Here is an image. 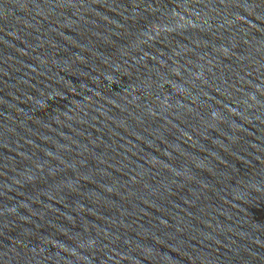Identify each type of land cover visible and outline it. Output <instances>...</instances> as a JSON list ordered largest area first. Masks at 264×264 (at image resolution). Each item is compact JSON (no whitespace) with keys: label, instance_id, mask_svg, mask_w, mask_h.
Here are the masks:
<instances>
[{"label":"water","instance_id":"obj_1","mask_svg":"<svg viewBox=\"0 0 264 264\" xmlns=\"http://www.w3.org/2000/svg\"><path fill=\"white\" fill-rule=\"evenodd\" d=\"M0 264H264V0H0Z\"/></svg>","mask_w":264,"mask_h":264}]
</instances>
